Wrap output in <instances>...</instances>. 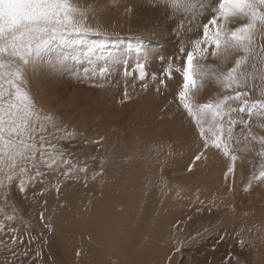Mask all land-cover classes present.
<instances>
[{
  "label": "rangeland",
  "instance_id": "1",
  "mask_svg": "<svg viewBox=\"0 0 264 264\" xmlns=\"http://www.w3.org/2000/svg\"><path fill=\"white\" fill-rule=\"evenodd\" d=\"M75 2L85 8L98 9L89 17V23L93 27L99 26L105 34L90 37L97 45L91 51L85 47L60 48L50 59L53 65L63 61L64 68L44 67L31 76L28 87L38 105L44 107L42 109L45 112L53 114L62 129L57 133L62 138L52 143L65 150V158L76 168L86 167L87 172L74 171V178L65 179L59 176L58 171H49L47 181L43 179L46 183L33 184L30 192H18V202L29 217L30 226L26 231L8 227L0 232V240L7 241L13 235L11 228H16L18 231L15 235L23 240L22 244L16 246L6 247L0 243V264L81 262L84 258L80 250H77L78 245L71 241L73 223L69 209L83 193L89 192L84 189L87 188L85 183L89 185L90 178L103 174L101 172L110 164L123 166L125 158H128L127 149L136 146L141 131H152L156 124L166 125L167 129L164 130L167 132H177L175 138L184 143L195 144L198 140L186 117L174 116L172 113L167 115L170 109H178V101L174 97L182 78L175 75L172 81H166L169 85L167 88L161 86L160 92H157V83L151 80V76L155 74L158 79L161 78L167 62L178 52L180 41L194 39L201 32H181L177 36L174 32L177 20L169 19V14L149 0ZM207 18H201V22L206 23ZM257 39L264 43L259 37ZM233 60L234 57H230L227 64H221L220 68L231 67ZM108 62L113 63V70L104 78L81 80L68 70L75 69L82 73L85 68L100 67ZM137 63L146 64L145 80L139 79V73L135 70ZM205 63L213 66L219 64L211 58ZM125 71L130 75L125 76ZM145 83L148 85L146 89L143 87ZM217 91L214 84L206 82L203 90L197 91L195 99L201 103L206 102ZM51 131L49 126L45 135ZM253 131L257 135H264V130L260 128L254 127ZM65 133L73 135L67 137ZM199 149L192 147L184 159H175L172 169L171 166L162 169L161 178L170 181L168 183L172 189L179 188L173 183L172 174H189L187 167ZM212 153L211 165H220L223 156L214 151ZM237 155L242 159L237 160L238 167L235 166L234 174L228 179L227 202L216 209L207 199H198L180 207L169 225L165 243L167 251L162 264H253L254 250L251 241L242 231L241 216L249 218L251 214L255 217L254 214L264 211V183L251 181L252 173L255 171L258 174L260 169V161L255 152H240ZM57 176L61 180L59 193L54 188ZM85 178H89L88 181ZM13 188V192L18 191L16 183ZM41 191L42 195L39 194ZM24 197H29L28 202ZM41 213L44 220L40 219ZM13 252L15 255H12ZM78 252L80 255H77Z\"/></svg>",
  "mask_w": 264,
  "mask_h": 264
},
{
  "label": "snow or ice",
  "instance_id": "2",
  "mask_svg": "<svg viewBox=\"0 0 264 264\" xmlns=\"http://www.w3.org/2000/svg\"><path fill=\"white\" fill-rule=\"evenodd\" d=\"M149 2L162 8L169 19L177 20V36L181 32H201L194 39L180 41L178 52L167 62L161 78L151 76L157 83V92L161 86L167 88L166 81H172L175 75L182 78L174 100L200 141V149L187 171L192 172L197 161L207 160L214 151L229 161L227 178L234 174L237 160L242 159L237 153L254 151L260 169L258 174L252 173L251 181L264 183V135L253 131L254 127L264 130V43L257 39L264 41V0ZM96 11L75 0H0V175L7 182H0V187L18 181V191L26 192L28 186L44 182L42 178L47 174L42 168L58 171L65 179L74 178V171L87 172L86 167L76 168L65 158V150L52 143L62 138L57 135L62 129L54 115L38 105L28 84L31 76L44 67L64 68L63 61L53 65L50 59L60 48L85 47L91 51L97 47L90 37L105 33L89 23ZM204 17H208L206 23L201 22ZM230 57H234L232 66L221 69L220 65L227 64ZM209 58L219 64L205 63ZM145 67L144 63L136 65L140 80L146 79ZM68 70L81 80L104 78L111 74L113 63L85 68L82 73ZM124 75L130 73L125 71ZM206 82L214 84L218 91L201 103L195 96ZM147 86L143 85L145 89ZM49 126L52 131L45 135ZM72 135L65 133L67 137ZM59 176L54 184L57 193L61 187ZM7 206L5 197L0 214L8 221L16 219V209L9 214ZM40 219L44 220L43 213ZM5 227L0 222V232ZM17 231L11 228L13 235L0 243L6 247L22 244L23 240L15 235Z\"/></svg>",
  "mask_w": 264,
  "mask_h": 264
},
{
  "label": "bare ground",
  "instance_id": "3",
  "mask_svg": "<svg viewBox=\"0 0 264 264\" xmlns=\"http://www.w3.org/2000/svg\"><path fill=\"white\" fill-rule=\"evenodd\" d=\"M171 113L185 117L182 109L172 108L167 115ZM156 125L152 131H141L136 146L129 145L128 158H125L123 166L110 164L101 172L103 174L90 175V181L85 178L90 184L84 182L88 188L84 189L89 192L79 196V200L69 209L73 223L71 241L78 245L77 250L84 258L76 264H162L167 251L165 243L169 225L183 205L207 199L217 209L227 202L226 188L231 175L226 178L225 174L229 161L223 157L220 168V165L212 166V152L207 160L197 161L189 174H172L173 183L177 184L178 189L173 190L168 183L170 181L161 178L163 168L175 164L173 162L177 158L184 159L192 147L198 150L200 143L198 140L195 144L179 141L175 138L177 132H167L164 130L167 129L166 125ZM42 171L47 174L42 179L47 181L49 170L42 168ZM0 182L7 183L2 175ZM15 183L18 186V181ZM14 184L0 187V206L4 205L6 197L8 206L5 211L11 214L15 208L17 218L8 221L0 214V222L5 224V228L17 227L26 231L30 219L18 202L20 191L13 192ZM31 188L32 185L28 186L26 192H30ZM24 198L28 202L29 197ZM250 215L249 218L240 215L243 218L242 231L253 246V264H264V211L254 214L255 217Z\"/></svg>",
  "mask_w": 264,
  "mask_h": 264
}]
</instances>
